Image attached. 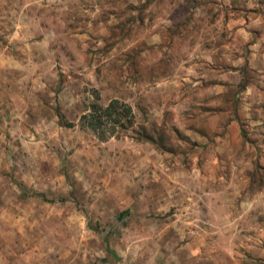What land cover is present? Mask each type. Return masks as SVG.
<instances>
[{
    "label": "rangeland",
    "instance_id": "374dc122",
    "mask_svg": "<svg viewBox=\"0 0 264 264\" xmlns=\"http://www.w3.org/2000/svg\"><path fill=\"white\" fill-rule=\"evenodd\" d=\"M19 1L50 43L0 107V264H264V0ZM112 100L155 139L80 127Z\"/></svg>",
    "mask_w": 264,
    "mask_h": 264
},
{
    "label": "crops",
    "instance_id": "0c3cea01",
    "mask_svg": "<svg viewBox=\"0 0 264 264\" xmlns=\"http://www.w3.org/2000/svg\"><path fill=\"white\" fill-rule=\"evenodd\" d=\"M32 5L34 4L31 1L29 3L21 1L14 3V0H0V101L2 102L0 107L5 106V101L8 100L7 94L11 95L10 92H20L23 89L21 76L31 75L36 59L45 53L50 43V39L46 37L34 40L31 35L36 31V29L32 30V26L28 24L33 20L27 10ZM197 168L198 166L191 165L193 172ZM189 176L193 178L192 175ZM195 179H197L196 176ZM173 180L176 182V179ZM182 187L184 186H177L180 190ZM175 195L176 198L170 203L174 207L179 206L177 211H181V213L176 215L180 218V215L184 216L182 214L184 210H181L180 206L195 202V198L181 196V192L177 194V191ZM164 199V195L159 196L158 200L154 199L157 205L156 209L159 208L160 211L163 209Z\"/></svg>",
    "mask_w": 264,
    "mask_h": 264
},
{
    "label": "trees",
    "instance_id": "16d2710c",
    "mask_svg": "<svg viewBox=\"0 0 264 264\" xmlns=\"http://www.w3.org/2000/svg\"><path fill=\"white\" fill-rule=\"evenodd\" d=\"M88 111L89 113L81 117L80 127L98 132L102 140L107 139L105 134L108 126L110 127L108 130L110 136H114L120 131L127 132L131 130L140 140L153 141L155 139L148 134L144 125L139 126L137 124L133 108L124 102L112 100L105 106L95 102L88 107ZM72 126V124H68V127ZM157 141L161 143V139H157ZM109 252L114 253L113 250H109Z\"/></svg>",
    "mask_w": 264,
    "mask_h": 264
}]
</instances>
